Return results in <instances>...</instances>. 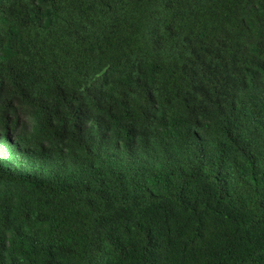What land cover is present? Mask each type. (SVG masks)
<instances>
[{
	"label": "trees",
	"instance_id": "16d2710c",
	"mask_svg": "<svg viewBox=\"0 0 264 264\" xmlns=\"http://www.w3.org/2000/svg\"><path fill=\"white\" fill-rule=\"evenodd\" d=\"M0 264H264V0H0Z\"/></svg>",
	"mask_w": 264,
	"mask_h": 264
}]
</instances>
